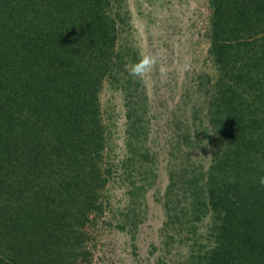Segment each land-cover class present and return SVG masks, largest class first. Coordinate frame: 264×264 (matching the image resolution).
Segmentation results:
<instances>
[{
  "label": "trees",
  "instance_id": "trees-1",
  "mask_svg": "<svg viewBox=\"0 0 264 264\" xmlns=\"http://www.w3.org/2000/svg\"><path fill=\"white\" fill-rule=\"evenodd\" d=\"M210 2L225 140L204 184L214 245L196 264H264V0ZM116 21L111 0H0V264H94L100 90L137 55L117 49Z\"/></svg>",
  "mask_w": 264,
  "mask_h": 264
},
{
  "label": "rangeland",
  "instance_id": "rangeland-1",
  "mask_svg": "<svg viewBox=\"0 0 264 264\" xmlns=\"http://www.w3.org/2000/svg\"><path fill=\"white\" fill-rule=\"evenodd\" d=\"M111 12L117 49L157 63L144 81L108 77L100 90L107 203L94 264H196L214 245L204 184L225 140L213 119L220 72L211 2L111 0Z\"/></svg>",
  "mask_w": 264,
  "mask_h": 264
},
{
  "label": "clouds",
  "instance_id": "clouds-1",
  "mask_svg": "<svg viewBox=\"0 0 264 264\" xmlns=\"http://www.w3.org/2000/svg\"><path fill=\"white\" fill-rule=\"evenodd\" d=\"M156 63L157 60L155 56L141 55V58L129 69V75L138 77L141 81H144ZM161 71H163V69H161ZM258 182L260 185H264V176L259 177Z\"/></svg>",
  "mask_w": 264,
  "mask_h": 264
}]
</instances>
